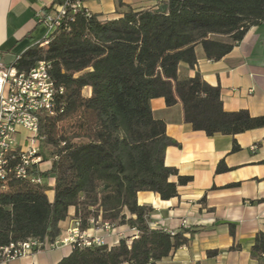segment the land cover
<instances>
[{
	"label": "trees",
	"instance_id": "obj_1",
	"mask_svg": "<svg viewBox=\"0 0 264 264\" xmlns=\"http://www.w3.org/2000/svg\"><path fill=\"white\" fill-rule=\"evenodd\" d=\"M118 6L123 10L111 19L85 11L74 15L48 47L37 44L16 62L27 71L49 62V73L64 93L57 96L55 116L39 115L40 154L52 167L42 171L35 165L31 174L43 183L14 173L0 180V264L2 250L12 244L31 238L55 242L71 208L82 232L98 222L127 225L138 234L110 249L75 245L57 264H158L188 245L186 231L153 229V207L138 203L139 192L162 200L178 197V187L191 181L166 165V148L175 142L154 117L152 99L164 98L168 107L182 104L184 120L209 137L264 128V115L225 111L219 85L180 72L182 65L196 66L200 45L212 61L227 56L264 22V0H157L142 9L118 0ZM87 87L91 96L83 97ZM80 110L91 119L59 134V125ZM239 149L235 143L233 150ZM228 170L224 162L217 167L218 173ZM173 176L178 183L170 181ZM51 178L53 201L47 195ZM230 232L235 237L234 225ZM251 256L264 260V233L256 236Z\"/></svg>",
	"mask_w": 264,
	"mask_h": 264
},
{
	"label": "crops",
	"instance_id": "obj_2",
	"mask_svg": "<svg viewBox=\"0 0 264 264\" xmlns=\"http://www.w3.org/2000/svg\"><path fill=\"white\" fill-rule=\"evenodd\" d=\"M57 0H0V64L11 65L31 47L40 44L46 35L38 24L37 13L50 9ZM134 9L151 7L157 0H121ZM84 7L104 19L118 17L123 10L118 0H86ZM198 62L194 68L182 65L181 77L202 75L210 85L222 89L224 110H247L251 116L264 115V22L252 27L234 49L223 59L212 61L203 47L196 48ZM86 97L91 96V88ZM154 117L166 124V134L175 142L166 148V165L178 170L180 176L191 177L179 186V196L162 200L153 192H139L138 203L151 206L150 225L171 233L186 231L189 243L158 264H264L251 256L259 233H264V128L236 136L217 134L209 137L194 130L184 120L182 104L166 105L164 98L150 101ZM21 129L18 141L25 137ZM237 143L240 149L233 150ZM257 146L256 150L252 147ZM224 162L228 171L218 173ZM46 166V167H44ZM52 162L40 165L51 169ZM178 183V176L170 178ZM55 179L48 180V198L53 201ZM76 221L75 208L60 223L61 235ZM185 224V225H184ZM235 227V237L231 235ZM86 236L105 240L110 249L122 239H133L138 232L125 225L106 232L95 225ZM231 248H235L232 250ZM73 246H61L41 253H30L22 259L1 264H57L70 255ZM217 251V255L209 252Z\"/></svg>",
	"mask_w": 264,
	"mask_h": 264
},
{
	"label": "built area",
	"instance_id": "obj_3",
	"mask_svg": "<svg viewBox=\"0 0 264 264\" xmlns=\"http://www.w3.org/2000/svg\"><path fill=\"white\" fill-rule=\"evenodd\" d=\"M85 2L57 0L47 11L38 12L37 22L47 31L39 45L48 47L49 39L59 29H68L74 15L85 11L87 16H91L84 7ZM18 59L9 66L0 64V180L14 173L19 179H31L33 183L42 184V178L31 174L35 165L40 169L44 163L40 154L43 139L39 134V115H56V99L64 93V89L52 79L49 62L40 61L27 71L16 66ZM21 129L26 134L20 143L18 135ZM252 148L256 150L257 146ZM95 226L106 232L113 229L108 223L97 222ZM67 245L105 246L106 243L103 238L86 236L80 229V222L76 220L68 230L67 237L62 240L49 242L31 238L3 249L2 263L16 262L30 253H41Z\"/></svg>",
	"mask_w": 264,
	"mask_h": 264
},
{
	"label": "rangeland",
	"instance_id": "obj_4",
	"mask_svg": "<svg viewBox=\"0 0 264 264\" xmlns=\"http://www.w3.org/2000/svg\"><path fill=\"white\" fill-rule=\"evenodd\" d=\"M88 95V91L86 90L83 92V97H86ZM81 119L90 120L91 117L89 115H85L82 110L78 111L74 115L66 118L58 127V133L59 134H70L73 131H75ZM46 167V166H44Z\"/></svg>",
	"mask_w": 264,
	"mask_h": 264
}]
</instances>
